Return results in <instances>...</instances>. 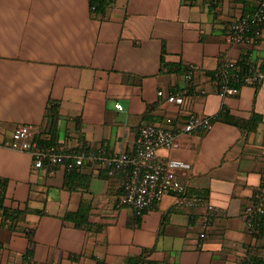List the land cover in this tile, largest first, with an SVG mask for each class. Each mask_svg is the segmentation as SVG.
I'll use <instances>...</instances> for the list:
<instances>
[{
    "label": "crops",
    "instance_id": "0c3cea01",
    "mask_svg": "<svg viewBox=\"0 0 264 264\" xmlns=\"http://www.w3.org/2000/svg\"><path fill=\"white\" fill-rule=\"evenodd\" d=\"M107 2L93 12L91 0H0V180H7L5 204L23 212L17 229L0 217V264H129L144 249L145 264L264 258V237L252 235L244 214L264 183V80L223 97L214 77L227 60L247 58L264 69V28L257 43L226 39L229 23L252 4ZM163 61L198 68L187 78ZM190 89L185 104L167 101ZM51 101L59 103L57 141L64 148L106 144L109 153L133 151L145 123L178 127L191 111L211 115L209 131L182 134L179 147L159 155L191 163L178 176L216 213L168 194L137 216L119 203L127 178L121 171L108 177L87 164L67 181L61 165L35 168L30 152L9 143L25 123L35 125L37 139L49 137ZM223 105L225 119L218 117ZM254 113L261 122L250 121ZM82 200L91 205L89 226L65 218Z\"/></svg>",
    "mask_w": 264,
    "mask_h": 264
},
{
    "label": "built area",
    "instance_id": "2783aa9c",
    "mask_svg": "<svg viewBox=\"0 0 264 264\" xmlns=\"http://www.w3.org/2000/svg\"><path fill=\"white\" fill-rule=\"evenodd\" d=\"M252 25L262 26L257 31V35L261 36L264 28V0H259V5L252 15L240 16L229 23L226 39L237 44L253 43V38L249 35ZM197 68V65L190 64L187 78H191ZM235 69V61L227 60L216 74L219 78L218 92L223 97L236 94L241 84H255L264 79V71L259 68L248 71ZM167 101L183 105L186 96L182 92L171 93L167 96ZM213 123L211 115L195 111L189 112L183 124L178 127H166L154 122L145 123L139 128L135 149L121 153H109L106 144L99 149L71 148L70 150H66L62 144H44L36 138L35 125L25 123L15 128L9 145L14 149L30 152L35 168L48 167L54 170L56 166L61 165L70 169L88 164L96 169L106 170L111 176L121 171L127 178L123 184L124 192L119 203L141 214L159 204L168 194H176L179 202L185 205L205 203L202 198L189 193L187 185L178 176V171L190 169L191 163L175 157L164 160L159 155V150L177 148L182 134L209 131ZM253 198L255 204L252 203L244 210L247 217L254 210L264 211L263 184L257 186ZM205 204L211 213H216L214 204ZM248 227H252L250 219H248ZM23 264L42 263L31 260Z\"/></svg>",
    "mask_w": 264,
    "mask_h": 264
},
{
    "label": "trees",
    "instance_id": "16d2710c",
    "mask_svg": "<svg viewBox=\"0 0 264 264\" xmlns=\"http://www.w3.org/2000/svg\"><path fill=\"white\" fill-rule=\"evenodd\" d=\"M183 1H187L191 4L195 2V0H183ZM241 1L244 3L252 4L253 6L252 10L245 12L242 16L252 15L256 11L259 5V0H241ZM107 3H108L107 0H91V10H93V12L104 10ZM261 27L262 26L252 25L249 35L253 38V43H257L260 41L261 36L257 35V31L260 30ZM163 64L167 66L168 70L170 71H174V72L184 71V73L187 71V68H182L181 65H176V66L173 64L170 65L164 61H163ZM235 65H236L235 70H239V71L240 70L248 71L250 69L256 68V66L247 58H242L241 60H237L235 62ZM260 69L264 71L262 67ZM213 75H215L214 72H213ZM214 77L217 80H219V78L216 75ZM263 80L264 79L258 82H255L254 85H256V87L258 88L262 84ZM182 93H184L185 96L191 95L192 89L188 90L187 93L186 92H182ZM47 111H48L47 117H48V124H49V128L47 129V131L50 132V135L49 137H47V135H45V137H42V134L39 133V136H38L39 140L44 144H61L57 141V130H56L58 119H59V103L55 101H51ZM226 116H227V108L225 105H223L221 111L219 112L218 117L225 119ZM256 120L257 122L262 121V116L259 115L258 113H254L250 121H256ZM248 123L249 122H247L246 126H248ZM82 148H85V147H82ZM87 149H90V148H87ZM66 150H70V149H66ZM85 166L86 164L82 166H75L73 168L66 169L67 181L72 180L73 177H76ZM97 170L98 172H101V175L108 176V177L111 176L106 170H103V169H97ZM262 184L264 185V183ZM122 187H124V185ZM6 190H7V180L1 179L0 180V217L2 219V225H7L11 229H17L19 218L23 214V212L18 208L12 209L5 204ZM90 210H91V205L87 203L86 201L82 200L79 205L78 210L67 213L65 215V218L73 220L74 223L78 226H89L90 225V221H89ZM143 213L137 214L135 212L137 216H141ZM248 219H250L252 222V227H249V231L252 233V235L256 239H260L264 237V211L260 212V211L254 210L249 215ZM27 233L30 236H32L31 234L32 232L30 230H27ZM149 252L150 250L144 249L141 256L130 257L128 259V263L129 264H145L146 262L145 257L149 254ZM247 264H264V258L259 257L258 255H255V254H251V256L249 257L247 261Z\"/></svg>",
    "mask_w": 264,
    "mask_h": 264
}]
</instances>
